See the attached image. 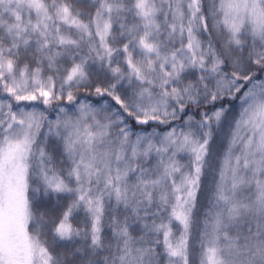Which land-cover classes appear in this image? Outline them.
<instances>
[{
  "label": "snow or ice",
  "instance_id": "6c2138e0",
  "mask_svg": "<svg viewBox=\"0 0 264 264\" xmlns=\"http://www.w3.org/2000/svg\"><path fill=\"white\" fill-rule=\"evenodd\" d=\"M0 264H264V0H0Z\"/></svg>",
  "mask_w": 264,
  "mask_h": 264
},
{
  "label": "trees",
  "instance_id": "16d2710c",
  "mask_svg": "<svg viewBox=\"0 0 264 264\" xmlns=\"http://www.w3.org/2000/svg\"><path fill=\"white\" fill-rule=\"evenodd\" d=\"M88 100H89V102H91V103H93V104H96L97 106H99V104H100V100H99L98 98L94 97V96L89 97ZM238 112H239V102L236 101V102H234V107H233V109H232V113H231V115L234 116V115H236ZM230 118H231V117H230ZM146 127H147V130H148V131H151V130H152V126H151V125L146 126ZM134 130H135V131H140V126H135ZM166 130H167L166 126H162V125L159 126V127L157 128V131H159V132H161V133H163V132L166 131ZM174 231H175V229H174Z\"/></svg>",
  "mask_w": 264,
  "mask_h": 264
}]
</instances>
